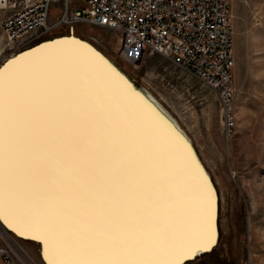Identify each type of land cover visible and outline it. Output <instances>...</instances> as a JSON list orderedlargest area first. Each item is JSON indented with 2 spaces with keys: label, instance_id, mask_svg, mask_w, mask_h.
Wrapping results in <instances>:
<instances>
[{
  "label": "snow or ice",
  "instance_id": "6c2138e0",
  "mask_svg": "<svg viewBox=\"0 0 264 264\" xmlns=\"http://www.w3.org/2000/svg\"><path fill=\"white\" fill-rule=\"evenodd\" d=\"M186 169L72 55L0 70V217L45 234L50 264H185L208 251L211 193L194 213Z\"/></svg>",
  "mask_w": 264,
  "mask_h": 264
},
{
  "label": "rangeland",
  "instance_id": "374dc122",
  "mask_svg": "<svg viewBox=\"0 0 264 264\" xmlns=\"http://www.w3.org/2000/svg\"><path fill=\"white\" fill-rule=\"evenodd\" d=\"M232 12L236 125L231 136L223 132L214 89L161 55L132 66L119 57L118 33L108 28L79 25L28 46L72 33L90 41L189 135L219 195V241L191 264H264V0H232ZM21 240L37 255V242Z\"/></svg>",
  "mask_w": 264,
  "mask_h": 264
},
{
  "label": "built area",
  "instance_id": "2783aa9c",
  "mask_svg": "<svg viewBox=\"0 0 264 264\" xmlns=\"http://www.w3.org/2000/svg\"><path fill=\"white\" fill-rule=\"evenodd\" d=\"M232 0H0V63L13 53L79 25L118 33V55L137 65L153 55L195 74L214 89L223 132L231 136L234 115ZM0 220V264H45Z\"/></svg>",
  "mask_w": 264,
  "mask_h": 264
},
{
  "label": "bare ground",
  "instance_id": "6f19581e",
  "mask_svg": "<svg viewBox=\"0 0 264 264\" xmlns=\"http://www.w3.org/2000/svg\"><path fill=\"white\" fill-rule=\"evenodd\" d=\"M17 54L18 53L13 54L12 57L5 60L3 65L0 66V69L6 75L20 68L38 65L52 58L53 56L61 54H70L77 60H79L81 63L87 64L90 67H94L95 69L106 74V76L110 79V82L112 83L113 87L116 90L126 94L127 102L129 103L132 110L142 119V121L150 129H152L157 134V136L165 143L168 149L175 156L179 157L181 161L186 162V183L188 184L190 192L193 196L192 211L194 213L198 210L199 207L198 200L200 194H206L208 192L211 193L212 231L214 235V241L218 239V224L215 219L216 207H214L215 196L216 193L218 195V192L216 191L214 184V189L211 187L209 179L205 177L204 174L201 172V169L199 167L200 165L194 163V160L191 158L190 149L188 148L185 142L188 141L189 144L193 146L192 140L189 135L183 130L177 120L172 118L170 113L161 104L159 105V103L153 97L152 94L149 93L148 98H151L153 102L159 105V107L161 108L160 113H157L153 106L148 104V102H146L141 96H139L138 93L130 90L127 84L122 79H120V77H117L112 72L110 66L104 60L102 61L101 59L92 56L89 50H83V47L81 46H76L74 44H64L60 42L58 43V45H54V47L52 46V49L46 50L42 54L33 56L34 59L31 57H28L27 59L16 57L13 59V57ZM171 123L174 125L175 128L171 126ZM202 166L204 167L203 164ZM206 173L209 176L207 171ZM0 220L2 224L7 229H10L16 237L20 236L23 239L39 243L42 253L41 256L44 259L45 264H50L49 244L45 241V234L25 227L17 219L10 216L7 212L4 214L3 217H0Z\"/></svg>",
  "mask_w": 264,
  "mask_h": 264
},
{
  "label": "water",
  "instance_id": "95a60500",
  "mask_svg": "<svg viewBox=\"0 0 264 264\" xmlns=\"http://www.w3.org/2000/svg\"><path fill=\"white\" fill-rule=\"evenodd\" d=\"M60 42L64 43V44H71V45L74 44L76 46H81V47H83V50H87V51L89 50L91 52L92 56L97 57L98 59H101L102 61L104 60L110 66L112 72L117 77H120V79H122L127 84V86L129 87L130 90L138 93L139 96H141L146 102H148V104L153 106V108L156 110L157 113L161 112V108L159 107L160 104L158 105L155 102H153V100L151 98H148L149 92L147 90L143 89L140 85H138L134 79H132L129 75H127L119 65L117 66L114 63V61H111L109 59V57L104 52H102L97 46H95L93 43H91L88 40L85 41L84 39H80L79 37L74 36L73 33L70 34L69 36L68 35H62V36H57V37L52 38V39L43 40L41 43L36 44L34 46H31V47H28V49L18 53L16 56L13 57V59L16 57L23 58V59H27L28 57H31L34 59L33 56L42 54L44 51L52 49V46L54 47V45H58V43H60ZM162 117H163V115H162ZM171 126L173 128H175L173 124ZM185 142H186V145L188 146V148L190 149L191 158L194 160V163L200 165V166L199 165L198 166L200 167L201 172L204 174L205 177H207L209 179V183H210L211 187L214 189L213 182L211 181L210 177L207 175L205 168L202 166V164H204V163L201 162L202 160L200 161L201 158H200V156H198L197 151L195 150V148H193L192 145L189 144L188 141H185ZM218 202H219V195H217V193H216L215 204H214L215 205L214 207H216V210H215L216 211V216H215L216 222L218 221V214H219ZM217 224H218V222H217ZM217 237H218V239L214 242V244L209 248L208 251H206V252L199 251L196 253V256L194 259L191 257L186 258V262L195 260L203 254L210 253L219 241V234H217Z\"/></svg>",
  "mask_w": 264,
  "mask_h": 264
}]
</instances>
